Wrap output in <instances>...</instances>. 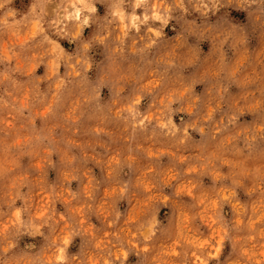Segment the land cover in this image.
I'll use <instances>...</instances> for the list:
<instances>
[{
  "label": "clouds",
  "instance_id": "clouds-1",
  "mask_svg": "<svg viewBox=\"0 0 264 264\" xmlns=\"http://www.w3.org/2000/svg\"><path fill=\"white\" fill-rule=\"evenodd\" d=\"M0 114V264L255 259L264 0H0Z\"/></svg>",
  "mask_w": 264,
  "mask_h": 264
},
{
  "label": "rangeland",
  "instance_id": "rangeland-1",
  "mask_svg": "<svg viewBox=\"0 0 264 264\" xmlns=\"http://www.w3.org/2000/svg\"><path fill=\"white\" fill-rule=\"evenodd\" d=\"M0 119H6L9 123L11 122L9 117H6L4 114H0ZM149 153L153 154V149L151 146H147ZM166 149H160V151H165ZM152 169L148 168L145 169L144 172L142 173L143 182L145 184V190L150 191L151 190V181L147 178V175L149 172H151ZM172 173H169V176H171ZM188 190L191 192V185H188ZM108 190L106 189V193ZM45 197L47 194H44ZM157 194L156 193H151V195L147 198L145 197H137V200L139 201V206L134 203L133 210L129 214V221H135L136 218L144 212L146 206L148 205L149 201L154 198ZM37 196V201L39 202L40 193L36 194ZM211 204L213 207L216 206L217 201L215 198L212 199ZM200 211L204 214L202 215L201 219H208L209 223H212V213L207 209V208H201ZM189 213H185V224H188V216ZM190 228V225H189ZM253 228L257 229L259 232V236L256 235L255 233L251 234L249 236V239L253 242L249 244L248 247L244 249L245 253L249 257H255V259L252 261V264H264V259H261V257H264V212H261V214L255 218L253 221ZM218 229H216L214 223L212 224V227L208 229L205 235L200 236V235H193L190 230H184L182 232V235L185 240L191 242L194 246L197 247H204L207 244L212 243V240L215 239L217 242L219 241V236L216 235ZM104 235H109V233H103L101 235V239H103ZM259 240V243L257 244L256 241ZM179 240L173 238L171 241L166 242L164 245L165 251L164 255H175L177 248L172 247L173 245L179 244ZM96 264H99V261L96 262ZM162 264H174L172 261H163Z\"/></svg>",
  "mask_w": 264,
  "mask_h": 264
}]
</instances>
